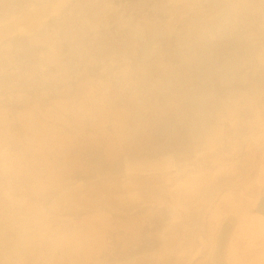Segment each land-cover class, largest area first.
I'll list each match as a JSON object with an SVG mask.
<instances>
[{
    "label": "rangeland",
    "instance_id": "374dc122",
    "mask_svg": "<svg viewBox=\"0 0 264 264\" xmlns=\"http://www.w3.org/2000/svg\"><path fill=\"white\" fill-rule=\"evenodd\" d=\"M31 3L25 0L19 8ZM6 6L16 24L0 29V39L8 35L0 42L20 51H0V98L14 101L8 113L0 106V223L13 213L20 217L17 222L28 223L23 213L30 210L37 226L64 231L79 223L61 216L68 211L74 215L100 203L128 209L163 193L173 196L171 205L188 210L195 195L210 198L254 175L264 158L263 132L257 137L263 124L256 126L264 114V0H71L54 13V25L41 36L52 51L48 61L55 63L49 73L55 88L45 99L39 95L34 54L43 47H31L36 35L28 42L17 24L29 20L32 28L46 11L22 15L10 0ZM60 49L67 52L65 59L56 55ZM81 84L83 97H63L72 85V92H79ZM63 87L67 90L56 89ZM17 93L25 98L13 100L20 97ZM55 114L87 116L78 123L82 135L74 138L71 123ZM182 114L194 118L200 129V152L181 156L178 172L109 173L121 166L128 156L125 145L138 136L147 142L140 149L152 150L149 157L174 155L177 161L178 137L173 135V146L167 148L160 120L169 117L176 126L174 119ZM107 115H138L130 124L135 133L125 121L106 132L99 120ZM208 127L216 129V140L213 132L207 138ZM136 208V217L148 210L141 204ZM99 214L110 218L102 209ZM41 241L47 243L44 263H71V254L59 243L48 251L53 234H43ZM134 252L105 250L102 257L117 261Z\"/></svg>",
    "mask_w": 264,
    "mask_h": 264
},
{
    "label": "crops",
    "instance_id": "0c3cea01",
    "mask_svg": "<svg viewBox=\"0 0 264 264\" xmlns=\"http://www.w3.org/2000/svg\"><path fill=\"white\" fill-rule=\"evenodd\" d=\"M7 1L0 0V26L2 27L0 29L2 31L6 30L7 25L16 24L15 21L10 22L13 19L9 17ZM10 1L15 5L14 12L21 11L22 15L40 10L46 11L44 17L37 19L32 28L28 23L29 20L17 24L22 27L19 31L21 36L26 37L28 42H32L34 39L33 34L36 35V44L33 41L31 47H43V49H37L34 54L36 56V73L39 76L37 79L39 95L45 99L49 96V92L54 91L55 88L50 80L53 74L49 75V73H53L51 67L55 66V63L48 61L52 51L45 46L46 42L44 43L41 36H46L49 26L54 25L52 18L54 13L60 9L61 11L66 9L71 0H34L31 6L21 9L19 4H23L25 0ZM26 2H30V0H26ZM2 34L4 33L0 34L1 37ZM7 36L5 35L0 41H7ZM1 42L0 51L7 52L8 55L13 49L3 43L2 45ZM79 51L69 50L71 53ZM57 53L56 55L65 59L67 52H62L60 49ZM27 54H29L28 57L34 58L30 50L27 51ZM46 76L50 78L46 80ZM21 85L18 84L16 88H21ZM24 85L27 84L24 83ZM56 89L59 92L67 90L64 87ZM77 89L79 92L73 93L72 85V88L67 91L69 93L65 92L63 97L71 100L75 96L83 97V85L81 84ZM8 94L10 95V93ZM1 95L3 96V94ZM16 96L20 97L13 100L25 98L24 94L17 93ZM13 102L10 99L0 98V106L5 113H8L6 108H9ZM60 115L62 117H59ZM54 116L63 123H71L70 132L74 138L77 134L82 135L81 133H83H79L77 129L78 123L82 122L81 118H88L76 114H55ZM260 117L261 119L257 121V129L261 127V124L263 125L259 131L257 130V137L262 135L260 132H263L264 136V114H260ZM138 118V115H107L99 121L105 123L106 132H110V128L115 129L116 123L125 121L129 124V132L132 134L135 133L133 130L135 127H131L130 124L133 121H138ZM169 121H171L169 117L160 120L162 123L160 137L167 148L173 146L171 137L173 135L178 137L177 147L175 145L177 161L174 155L165 156L166 154H162L156 158L149 157L152 150H141L142 144L147 145V142L142 141V138L138 136L125 145L124 148H127L125 151H128V156L121 160V166L109 168L112 169L109 173L118 172L131 177V174L153 175V171L160 172L162 176H168L175 169L178 172L179 165L184 161L180 158L181 156L191 154L190 157H195V154L200 152V138H198L200 129H198L194 118L190 119L183 114L175 117L176 126L170 125ZM74 122L77 123L72 125ZM208 128L207 138L209 139L213 132L216 140L218 138L215 133L216 129ZM89 135L86 133L84 138H88ZM147 137L152 136L143 138L147 139ZM222 137L226 138V135ZM157 144L151 142L150 146L158 147ZM210 147L217 149L216 145ZM142 152L146 153L143 157L139 156ZM96 168L95 165L93 169ZM256 168L254 175L249 180L240 181L236 187L227 188L226 185L224 189L218 193L215 192L210 198L204 196L205 198L198 199V196L195 195L193 197L195 204L189 206L188 210L171 205L170 203L175 199L172 195L169 197L165 193L152 195L150 199L140 202L134 207L130 206L132 209L100 203L96 208L81 209L74 215L75 211H68V214L61 215L67 219L75 217L79 219V223L75 225L71 223L72 225L67 226L64 231L57 226H37L35 223L36 214L30 210L23 213L27 219H30V222L25 224L17 222L20 217L14 213L6 214L2 217L4 223H0V264H49L43 262L44 254L42 253V246L47 243H43L41 237L46 233L53 234L54 242L48 244V251L51 253V250L58 249L57 243H59L65 250V254H71L70 264H264V158ZM82 176L79 180L89 179L82 178ZM76 181L78 180L76 179ZM132 193L130 196L136 195V193ZM114 196L118 197L119 194H114ZM121 198L122 196H119L120 200ZM140 204L148 210L145 214L138 213L136 217L132 214L137 210L136 206ZM100 209L104 210L110 218L101 216ZM61 216L57 215L58 218ZM51 218L54 217L51 216ZM11 221L15 225H11ZM190 233L193 235L192 240L186 237ZM105 250L136 252L126 256L128 257H125L126 259L120 258L116 261L113 258L112 261L102 257Z\"/></svg>",
    "mask_w": 264,
    "mask_h": 264
}]
</instances>
